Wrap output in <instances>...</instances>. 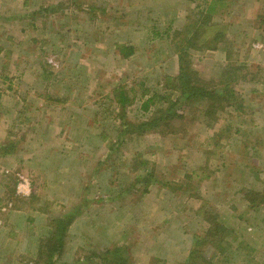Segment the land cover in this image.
I'll list each match as a JSON object with an SVG mask.
<instances>
[{
	"label": "rangeland",
	"instance_id": "1",
	"mask_svg": "<svg viewBox=\"0 0 264 264\" xmlns=\"http://www.w3.org/2000/svg\"><path fill=\"white\" fill-rule=\"evenodd\" d=\"M263 197L264 0H0V264H264Z\"/></svg>",
	"mask_w": 264,
	"mask_h": 264
},
{
	"label": "trees",
	"instance_id": "2",
	"mask_svg": "<svg viewBox=\"0 0 264 264\" xmlns=\"http://www.w3.org/2000/svg\"><path fill=\"white\" fill-rule=\"evenodd\" d=\"M121 51H122V55L124 57H130V56H132L134 54V48L133 47L123 48ZM180 62H181V73L174 79V81H176V84H178V87L181 88L182 95L188 93L189 96L186 98V102L189 101V100H192L193 97L194 98L204 97V98H206L208 100H211V104L209 105L207 111L204 113L205 117H209V116H212V114H215L216 113L215 107L218 108V109H221V105L217 103L218 101L216 100V97H217L216 94L211 92V91H209V87H211L213 85L217 86V87L219 85H223V86L226 87V89L223 91L222 96L228 97L229 100L235 98V93H237L236 90L234 88L232 89V88H229V87H230V85L232 83H236L237 84L239 82V80H240V77L237 76V74H238L237 72L240 71V69L238 67H236V66H234V67L233 66H228L226 68V70L224 71V74H223L224 76H222V80L219 83H217V84L215 83L214 84V82H211L210 84H208V83H205L203 80H201L198 77L196 71L191 69L190 62L188 60H185L184 56L180 57ZM218 98L220 100L224 99V98H221V97H218ZM125 103H126V100L124 98H121L120 104L123 106V105H125ZM149 103H151V101ZM149 103L145 105L146 110L149 109V107H150ZM233 105H234V107H236L237 111L241 110V104H237V105L233 104ZM172 108H174V107H172ZM221 110H223V109H221ZM173 115L176 116L177 114L176 113L170 114L169 118L170 117L174 118ZM161 116H163V115H161ZM171 119H169L168 121H171ZM157 122H158V120L154 119L151 122L142 123L140 126H137V128L138 129L157 128L158 127ZM207 123H209V121H207ZM151 125H152V127H151ZM248 197H249L250 203L254 204V206H252L251 209H254L255 208V204H258V202H256L257 200H255L256 198L253 197V193L252 192H248L247 193V198L246 197L245 198L248 200ZM260 203L261 204L264 203V197H263V200ZM75 218H76V216H74V215L71 216L70 215V216H68L66 218L58 220V226H57V229H56V231H57L56 235H58V237L60 239H62V240L64 239V236L66 235L67 229L72 225V223L74 222ZM60 248L57 249V250L58 251H62L63 245ZM117 253H120V250H117ZM197 254H199V251H195L193 256H194L195 261L198 260V262H199L200 257H197ZM198 262L196 264H198ZM119 264H125V263L119 262Z\"/></svg>",
	"mask_w": 264,
	"mask_h": 264
},
{
	"label": "crops",
	"instance_id": "3",
	"mask_svg": "<svg viewBox=\"0 0 264 264\" xmlns=\"http://www.w3.org/2000/svg\"><path fill=\"white\" fill-rule=\"evenodd\" d=\"M222 1H225V0H222Z\"/></svg>",
	"mask_w": 264,
	"mask_h": 264
}]
</instances>
